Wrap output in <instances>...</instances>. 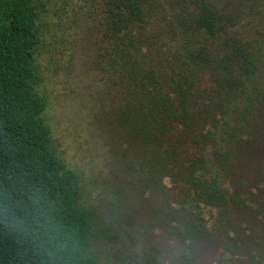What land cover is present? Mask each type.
<instances>
[{
	"label": "trees",
	"instance_id": "16d2710c",
	"mask_svg": "<svg viewBox=\"0 0 264 264\" xmlns=\"http://www.w3.org/2000/svg\"><path fill=\"white\" fill-rule=\"evenodd\" d=\"M184 1L197 8L194 31L221 38L223 23L209 2ZM145 3L110 0V15L121 34L113 67L119 66L131 88L122 120L146 156L139 166L148 190L171 206L172 226L186 250L221 240L227 264H264V164L254 187L237 175L244 169L239 145L248 142L258 117L264 119L259 86L249 92L246 84L253 56L241 49L227 55L230 64L203 96L196 75L169 74L162 64L148 62L135 36L147 15ZM39 15L33 0H0V206L24 228L14 229L6 215L0 217V264H53L38 223L55 226L59 238L74 242L85 264H101L91 250L94 224L81 205V177L55 155L43 118L48 100L37 90ZM180 51L196 66L212 63L200 50ZM166 179L177 193L170 200L162 188ZM205 207L218 214L206 218Z\"/></svg>",
	"mask_w": 264,
	"mask_h": 264
},
{
	"label": "rangeland",
	"instance_id": "374dc122",
	"mask_svg": "<svg viewBox=\"0 0 264 264\" xmlns=\"http://www.w3.org/2000/svg\"><path fill=\"white\" fill-rule=\"evenodd\" d=\"M207 1L223 23L221 38L194 31L197 8L190 2L146 0L147 15L135 36L148 62L162 64L169 74L183 70L190 78L196 75L195 87L205 96L229 63L225 57L246 50L254 60L246 84L249 92L258 85L264 98V0ZM33 2L39 7L42 40L36 55L37 90L48 100L43 118L52 131L55 155L81 177V205L94 224L93 254L101 264H227L221 240L208 248L201 243L192 253L186 250L172 226L171 206L154 196L143 179L139 162L146 156L122 120L131 88L119 66L113 67L121 34L112 22L110 0ZM183 46L202 51L212 63L194 65L180 51ZM258 110L264 115L263 107ZM246 139L239 145L244 169L237 175L254 187L264 164L261 116ZM164 185L170 200L177 194L174 184L166 179ZM211 214L218 210L205 207L204 216Z\"/></svg>",
	"mask_w": 264,
	"mask_h": 264
},
{
	"label": "clouds",
	"instance_id": "9594fccd",
	"mask_svg": "<svg viewBox=\"0 0 264 264\" xmlns=\"http://www.w3.org/2000/svg\"><path fill=\"white\" fill-rule=\"evenodd\" d=\"M8 217V223L12 228L24 230L22 222L8 213L0 206V217ZM37 227L42 229V235L46 237V243L50 246L49 256L53 264H85L86 257L74 242L59 238L58 229L48 223H38Z\"/></svg>",
	"mask_w": 264,
	"mask_h": 264
}]
</instances>
